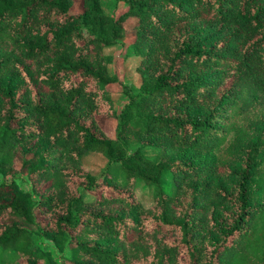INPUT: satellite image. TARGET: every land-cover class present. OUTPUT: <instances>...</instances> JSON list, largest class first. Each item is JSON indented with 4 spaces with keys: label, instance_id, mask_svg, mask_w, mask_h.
<instances>
[{
    "label": "trees",
    "instance_id": "trees-1",
    "mask_svg": "<svg viewBox=\"0 0 264 264\" xmlns=\"http://www.w3.org/2000/svg\"><path fill=\"white\" fill-rule=\"evenodd\" d=\"M110 3L0 0V264H264V0Z\"/></svg>",
    "mask_w": 264,
    "mask_h": 264
},
{
    "label": "rangeland",
    "instance_id": "rangeland-1",
    "mask_svg": "<svg viewBox=\"0 0 264 264\" xmlns=\"http://www.w3.org/2000/svg\"><path fill=\"white\" fill-rule=\"evenodd\" d=\"M104 11L107 14L118 16L125 10V6L123 3H118L114 8L111 7L110 0H103ZM72 10H79L78 5H75ZM134 19H129L126 22V27L130 28L134 24ZM133 41V36L131 33H128L127 36L123 39L121 44L118 46H114L112 48H107L104 50L106 54L113 56V62L109 65L110 71L115 72L119 77V82L112 86L114 90L121 89L123 84L138 86L140 84V75L137 72V66L139 64V56L131 55V44ZM114 106L116 109H120L124 103L126 102V97L122 95L119 97L118 93H114ZM106 130L110 136L115 135V126L116 121L114 119L106 120ZM83 164L85 167L90 169L96 176H99L102 169L105 166V159L97 154H87L83 156ZM0 175V180H1ZM18 184L23 189H29L30 181L26 178L25 175H22L17 180ZM86 197H89L87 193H85ZM137 197L141 200V202L147 207L152 204L151 198L144 192L142 188L137 189ZM39 246L42 249L48 250L52 256V259L49 261V264H62L63 257L69 256L70 251L68 248H65L63 251H60L55 244L49 239H44L39 242Z\"/></svg>",
    "mask_w": 264,
    "mask_h": 264
}]
</instances>
